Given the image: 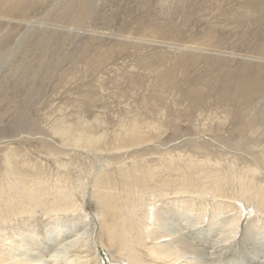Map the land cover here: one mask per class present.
Returning <instances> with one entry per match:
<instances>
[{
    "label": "rangeland",
    "instance_id": "1",
    "mask_svg": "<svg viewBox=\"0 0 264 264\" xmlns=\"http://www.w3.org/2000/svg\"><path fill=\"white\" fill-rule=\"evenodd\" d=\"M55 1L58 4L53 7H40L15 22L0 20V37L15 24H18L16 31L21 32L28 22H37L32 32L46 33L49 38L42 46L30 43L15 53L12 40L0 46V172L4 171L5 155L14 151L24 162H20L24 168L43 170L49 181L68 177L65 183L73 188L80 181L82 190L70 191L76 198L73 213L51 216L55 220L52 222L74 221L79 226L83 215L94 219L96 234L100 228L111 233L116 228L112 213L118 212L133 194L127 208L136 219L142 220L151 209L147 202L152 198L156 200L155 222L167 223V228L171 227L173 232L184 235L206 251L224 234L223 230L233 226L234 220L238 223V235L226 243L228 248L220 256L221 264H244L252 257L261 260L262 253L254 244L264 249L263 242L255 241L251 232H255V225L264 231V202L257 212L248 214L246 209L251 207V191L259 184L264 186V154L249 150L255 140L257 147H264V134L260 132L264 114L259 117L260 128L257 125L255 132L249 126L243 133L226 134L216 130V127H231L235 123L230 117L233 113L243 116L244 121L257 111L264 113V68L256 74L254 89L238 91L235 78L225 76L226 72L246 74L254 73L255 69L237 65L242 63L239 55L246 56V53L235 50V34L223 42L219 27L210 32L213 25L225 19L222 12H229L240 0L233 4L225 0H180L184 8L179 13L183 15L174 16L180 35L174 38L142 31L138 22H149L150 14L163 21L168 13L167 3L179 0ZM75 10L82 12L77 24L76 14H70ZM136 25L139 27L135 28ZM17 61L21 63L19 67H16ZM55 125L65 128L62 137L54 134ZM76 126L77 133L88 137L87 144L102 145L104 150L81 151L72 146L74 134L68 130ZM132 126L139 135L136 141L129 142L125 130ZM218 135L221 136L215 139ZM41 139L45 141L42 143ZM192 143H205L207 147ZM188 158L190 161L186 162L191 163L186 166L184 160ZM61 162H68L69 171ZM149 171L153 175L150 173L141 184L142 189L135 190L139 177ZM185 172L195 179L200 190L173 193L178 178ZM232 173L243 175L248 186L247 199L242 203L235 200L236 182L231 178ZM200 176L202 181L198 179ZM129 177L136 181L127 180ZM101 178L110 183L103 200L100 194L99 199L94 196L96 183ZM154 189L170 193L161 195ZM75 204L81 208L76 209ZM101 204L105 208L103 215L99 210ZM37 213L28 222L38 232L35 239H46L52 245L53 234L49 238L44 236V227L50 224ZM0 214L3 216L0 258L4 259L10 256L9 245L19 244L15 235L23 234L29 239L23 233L27 227L15 216L13 208L8 207ZM99 218L106 221L102 227V221L95 220ZM81 230L77 231L78 235ZM72 233L73 230L67 234L68 239L75 237ZM139 235L135 232V239ZM101 239L106 241L105 236ZM146 243L150 245L149 241ZM94 246L105 264H113L109 258L119 260L99 242ZM134 247L137 251L131 256L149 264V251L136 244ZM55 248L51 246L42 252L37 247L30 252L35 253L33 256L37 253L46 256V264L54 260L56 264L63 260L61 254L54 255ZM91 261L89 264H93L94 260ZM212 264L218 261L213 260Z\"/></svg>",
    "mask_w": 264,
    "mask_h": 264
},
{
    "label": "bare ground",
    "instance_id": "2",
    "mask_svg": "<svg viewBox=\"0 0 264 264\" xmlns=\"http://www.w3.org/2000/svg\"><path fill=\"white\" fill-rule=\"evenodd\" d=\"M53 1L55 0H0V20L6 22H15L17 21L16 19H18L19 17L25 16L40 7L44 8L47 5H51L53 7L54 5L58 4L56 1L55 3H53ZM235 1L236 0H225V2L229 4H233ZM235 4L236 5H233L232 9L229 12L227 11L226 13H224L225 10L222 12L221 16L225 17V19L219 15L222 19L217 22V25H213L212 29H210V32H215V27H219L220 34L222 37L221 41L223 42L229 41L230 35L235 34V40L233 43L234 47L236 48L235 50H238L239 52L244 51V54L246 53V56L242 54L239 55L242 63H238L237 65L242 67H252L255 69V72H248L246 74H236L233 70H231L226 72L225 76H233L235 78L238 91L249 92L256 86V74L261 68H264V34L262 33V30L264 31V0H240L237 1V3L235 2ZM166 8L168 10V13L166 16L164 15L165 17H163V21L158 20V16L150 14V18H148L150 21L152 20V23H149L150 21H143L141 23L138 22L140 30L149 32L151 31L154 34H159L172 38L179 37L180 31L179 27L176 25L174 16L183 15L179 12L182 11L184 5L180 2V0L172 1L167 3ZM72 13L76 14V24L79 23L82 12H76L75 10V12H70L71 15ZM65 15L66 14H64V16ZM61 18L63 19L64 17ZM203 19L206 21L208 20L206 18ZM36 24L37 22H28L27 27L22 28L21 32H18L19 30L16 31V29L18 28V24H15L13 28H8L6 31H4L6 32V34H3L0 37V46L4 47L5 45L10 44V41L12 40V50L15 53L16 49H22L21 47H25V45L30 46V43L33 45H36L35 42H37L39 45H41L42 43L45 44L48 38H46L45 36L46 33L34 34V32H32V28ZM38 25L42 26V24L39 23ZM137 26L138 25H136L135 28H137ZM128 27H131L130 22ZM24 37H26L25 40ZM23 40L26 42H24ZM28 53L31 52L29 51ZM106 53L109 54L108 52ZM18 61L17 63H15L16 67H19V65L21 64ZM8 71H10V68L8 69ZM263 114L264 113L257 111L256 113L252 114L247 120L244 121L243 116H240L237 113H233L230 117L231 120L235 123L229 128L216 127V130L222 131L226 134L231 131H240L243 133L245 127L249 126L253 128L255 132V129H257L256 126H259V117ZM246 121L248 123H246ZM137 124L138 122L135 123V125ZM261 128L262 129L260 132L264 134V127ZM52 130L54 134L59 135L61 137L66 132L65 128L61 127L60 125H55ZM77 130H79L77 126L72 128L71 130H68L69 132H72V134H74L71 138L70 143L72 146H76L77 149L81 151L92 150L95 152H99L101 150H104L102 148V145H98L96 143L87 144L86 141H88V137L77 133ZM41 133L43 134V132ZM125 133L129 142H134L138 139L139 132L135 129V126L134 128L132 126L130 127V129H126ZM219 136L221 135L216 136L215 139L219 138ZM43 141L45 140L41 139L42 143ZM192 144L196 146L203 145L204 147H207L205 143ZM249 146H251L249 150H252V153L258 152L261 156L264 154V147H257L258 143L256 140L251 142ZM254 157V160H257V156L255 155ZM4 158V171L0 172V213L2 211H6L8 207L13 208L16 214L15 216L20 217L22 223L25 224V226L27 227L28 230L24 231L23 233L28 237L30 241L27 240L26 237H23V234L15 235L19 239L17 240V243L19 244L9 245L10 256H6L4 259L2 256V258H0V264H46V256V259H44L45 257H43V254L41 255V253L40 256H38L39 254L37 253L38 257L33 256L35 255V253L32 255L31 250L38 247L42 252H44L45 249L46 251L47 249H51V246L52 248L56 246V250L53 249L55 256L56 254L62 255L63 261L60 260L61 262L56 264H89L92 259L94 260L93 264H105L104 257L99 255L100 252L99 254L97 253L99 250L96 248V246H94L97 242H99L106 248L105 251L111 250L114 254V257L119 258V260H117L116 258H114L116 260H112L111 258H109V254V261H112L113 264H144L140 260H137L133 256H131V254H136L137 251V248L134 247V244H136L137 247H142L144 250L149 251V256L151 259L149 260V264H212L213 260H216L218 261V264H221L220 256L223 255L225 253L224 250L228 248V245L226 246V243L233 240V238L238 235V227L236 226L238 223H234L233 220L231 221V223L233 222V226L229 227V229L227 230H223L224 234L215 240V243L211 247L210 251H206L204 247L201 248L184 235L180 236L178 232H173L171 227L167 228V223L164 224L160 222V224L159 222H155L154 209L156 208V200L152 198L150 199V202H147L151 209L148 210L147 214L142 220L136 219L134 214L130 212L127 208V204L133 200V194L128 196L127 201L123 203L118 212L112 213V219L116 221V228L111 233H106L104 229V233H101L103 230L101 231L100 228L99 230H97L96 234L94 219H86L85 217H83V215V220L81 222V225L79 226L76 225L74 221L71 223L69 222V224L68 222L58 224V222H52L51 220H54V218L50 217L54 215L58 216L61 213H63L64 216H67L66 213H73V202L76 200V198H74L73 194L70 191L82 190V187H80L81 182L79 181V183L77 184L75 181L77 187L73 188L72 185L70 187L65 183L68 180V177H66V179L65 177H57L58 179L54 181H49L48 178L44 175L43 170H33L24 168V164H22L24 162H22V160H19L20 158L17 157V154L14 151L11 154L5 155ZM96 158L100 160L99 156H96ZM171 158L172 157L170 156V159ZM187 160L190 161V159L188 158L184 160L186 166L188 165V163H191H187ZM181 161L183 162V160H180V162ZM20 162L22 163L20 164ZM67 163L68 162H61L63 167H65V169L69 171ZM132 167L134 168V163L132 164ZM30 171H36V174H28V172ZM150 173L151 175H153V172L149 171L145 173V175L139 177V186L134 187L135 190L143 188L141 184L144 183L146 178L150 176ZM105 177L107 176L105 175ZM102 178L96 183V190L94 196L95 198L99 199L98 194H100L103 200L104 194H106L110 189V183ZM231 178L233 181L236 182L235 200L240 201V203H242V201L247 199V197L245 196V192L248 190V186L244 182V176L241 174L232 173ZM106 179L108 180V178ZM198 179L200 181L203 180L201 176L198 177ZM127 180L132 181L133 183L136 181L134 177H129V179ZM194 180L195 179L190 174L185 172L180 178H178V186L174 188L173 193L199 191L200 189L194 183ZM159 182H164V180H161ZM154 190L156 192H161V195H169L170 193L167 191L162 192L161 190ZM263 191L264 186L260 184L251 191V193L249 194V201L251 203V207L246 209V213L249 214L252 211L257 212L260 207H262L264 202V195L262 193ZM238 192H240V194ZM83 195L84 194L82 193L81 196ZM214 195L217 196L216 193ZM75 207L76 209H79L81 208V205L75 204ZM122 209H125L126 211H122ZM99 210L102 215L105 214V208L102 204L101 207H99ZM37 212H40L39 215L44 216L45 221L50 224V226L44 227V236L46 238H49L53 234V238L51 240V242H53L51 243L52 245L48 244V242H46V239H44L43 241H37V239H35V237L38 236V232L37 230L33 231V224L28 222L31 221V219L35 218ZM54 212L56 214H52ZM75 217L77 218V214L74 216V218ZM0 219H3V216H1V214ZM95 220L102 221L100 218ZM102 223L103 224L101 225V227L104 225V223H106L105 219H103ZM155 225H157V227ZM81 228H83V230H81ZM255 228V232H251V234L255 237L254 240L262 241L264 245V236H262V233H264V231L261 229V227H257L256 225ZM79 229L82 232L78 235L77 231ZM15 230H18L19 233H22L19 228H16ZM72 230L73 233H75V237L68 239L70 235L67 236V234H69ZM68 231L69 233H67ZM133 232L139 233V238L135 239ZM104 236L106 237V241L102 242L101 238ZM1 238L2 240H5L4 237ZM12 238V240L15 242V237L13 236ZM147 241L150 242V245L146 243ZM22 245H24L25 247ZM254 246V248L258 252L262 253V255L260 256L261 260H259L257 257H252L248 258V260H246L244 264H250V262H253V264H262L261 262H264V249L262 247H258V245L256 244H254ZM102 248L103 247H101V249ZM206 255L211 257L207 258ZM6 260H9L10 262H7ZM50 260H52V258Z\"/></svg>",
    "mask_w": 264,
    "mask_h": 264
}]
</instances>
